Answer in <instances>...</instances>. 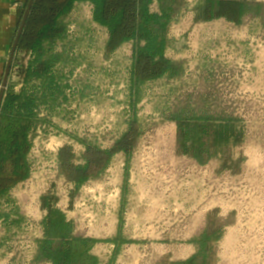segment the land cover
Instances as JSON below:
<instances>
[{
    "label": "rangeland",
    "instance_id": "1",
    "mask_svg": "<svg viewBox=\"0 0 264 264\" xmlns=\"http://www.w3.org/2000/svg\"><path fill=\"white\" fill-rule=\"evenodd\" d=\"M194 1L187 0L168 31L180 47L169 48L167 56L183 64L181 76L142 85L133 97L139 99L135 109L132 44L107 54L108 30L94 20L93 4L75 3L65 17L66 37L47 56L58 59L53 72L61 89L37 79L17 86L36 92L43 122L29 155L32 177L0 199V264H30L35 198L41 195L57 197L80 233L100 239L120 233L132 241L121 247L115 264H162L170 252L173 260H183L215 208L230 223L210 264H264V18L252 12L241 25L224 18L200 21ZM134 113L142 135L129 160L118 156L97 180L76 190L69 211L74 190L59 174L60 146L73 145L78 160L84 152L78 139L110 148ZM173 113L237 118L242 141L231 154L242 159L240 171L222 170L218 158L200 164L177 155ZM232 211L237 214L230 216ZM112 249L102 242L95 253L107 259Z\"/></svg>",
    "mask_w": 264,
    "mask_h": 264
},
{
    "label": "trees",
    "instance_id": "2",
    "mask_svg": "<svg viewBox=\"0 0 264 264\" xmlns=\"http://www.w3.org/2000/svg\"><path fill=\"white\" fill-rule=\"evenodd\" d=\"M78 1L92 3L94 20L108 30L105 45L107 54L116 52L125 44H132V109L139 102V99L133 97L142 85L164 77H180L183 72V64L167 56V50L175 46L168 38V31L171 23L188 6L187 0H34L17 44L0 109V199L11 188L31 177L29 155L35 133L43 122L39 117L40 104L36 92H32L26 85L20 90L17 86L37 79L44 85L61 89L53 72L58 59L51 62L47 56L57 42L66 37L65 17ZM155 3L158 4L157 11L152 9ZM194 5L195 19L205 22L224 18L241 25L252 12L255 18H264L263 0H195ZM175 47L179 49L180 45ZM29 56L32 59L26 64L25 60ZM170 120L177 127V155L191 157L200 164L218 158L222 170L239 172L242 159H236L231 154V148L242 141L241 125L237 118L230 116L218 119L210 115L197 117L173 113ZM141 135L139 120L134 113L126 131L110 148L104 149L78 139L84 146L82 163L77 164L79 157L74 147L66 144L58 152L60 174L75 185L76 191L88 181L97 180L115 155L122 153L129 159ZM75 191L71 193V204ZM57 201L56 197H42V208L47 211V216L43 219L44 236L37 241L34 263L115 264L121 247L132 243L120 233L104 240L80 234L74 222L55 207ZM228 219L219 217V209L210 212L204 229L190 241L197 251L187 260L171 261L167 255L162 264H210L213 259L212 249L220 241L223 229L230 223ZM101 242L115 246L112 257L107 261L93 253L96 245Z\"/></svg>",
    "mask_w": 264,
    "mask_h": 264
},
{
    "label": "crops",
    "instance_id": "3",
    "mask_svg": "<svg viewBox=\"0 0 264 264\" xmlns=\"http://www.w3.org/2000/svg\"><path fill=\"white\" fill-rule=\"evenodd\" d=\"M27 2H29V0H0V94L6 68L11 60L13 45L20 29L21 22L23 21L22 16L25 12ZM188 244V251L190 253L183 258V260L189 259L196 252V246L191 242H188ZM93 253L97 255L95 251H93ZM168 255L171 257V252L168 253ZM97 256L99 257V255ZM99 258L104 261L108 260L102 257ZM170 260L175 261L172 257Z\"/></svg>",
    "mask_w": 264,
    "mask_h": 264
},
{
    "label": "built area",
    "instance_id": "4",
    "mask_svg": "<svg viewBox=\"0 0 264 264\" xmlns=\"http://www.w3.org/2000/svg\"><path fill=\"white\" fill-rule=\"evenodd\" d=\"M39 117L40 118H42L43 117V114L40 112L39 113ZM174 123V122H173ZM41 126V125H40ZM38 127V129H37V131H36V133H35V138H33V147H34V145H35V141H36V134L37 133H41V127ZM39 138V137H38ZM66 145V144H65ZM69 145V144H68ZM64 146V145H63ZM62 146V147H63ZM73 146V145H72ZM33 147H32V150H33ZM61 146H60V148H59V150L62 148ZM74 147V146H73ZM32 150H31V152H32ZM59 150H58V152H59ZM74 150H75V148H74ZM75 153H76V150H75ZM31 154V153H30ZM177 154V153H176ZM76 155H77V153H76ZM124 156L125 157V162L127 161V160H129L128 158H126V156L124 155V154H122V153H119V154H117V155H115V157L112 159V161H111V163H110V165L109 166H111V164L113 163V161L115 160V158H117L118 156ZM57 157H58V153H57ZM78 157V156H77ZM59 158V157H58ZM58 158H57V161H58ZM79 163H82V161H81V158L78 160L77 159V164H79ZM243 163V162H242ZM242 163H241V165H242ZM58 166H59V163H58ZM108 166V167H109ZM31 167H32V165H31ZM125 168H126V164H125V166H124ZM241 167V166H240ZM59 168V167H58ZM125 170V169H124ZM240 171V170H239ZM238 173V172H237ZM236 173V174H237ZM59 174H60V171H59ZM31 175H32V171H31ZM30 175V176H31ZM61 175V174H60ZM61 176H63V175H61ZM32 177V176H31ZM30 178V177H29ZM28 178V179H29ZM27 179V180H28ZM65 179H66V177H65ZM67 180V179H66ZM69 182V181H68ZM22 183V182H21ZM70 184H72L73 185V190L75 191V185L73 184V183H71V182H69ZM20 184V183H19ZM71 193H73V192H70L69 193V205H68V210L69 211H72L73 210V206H74V198H73V204H71ZM45 194V193H44ZM43 196H47V195H41V197H40V199H39V196H37L36 198H35V203H36V208H35V212H36V215L34 216V220H33V222H34V227H35V229H34V235H33V239H34V241H35V243H36V249H35V255H37L36 254V250H37V241H38V239H41V238H43V236H44V227H43V223H39V221L42 219V218H45V216H47V211L45 210V209H43L42 208V197ZM57 198V197H56ZM58 199V198H57ZM39 201V203H37L36 201ZM59 205V199H58V201H57V203L55 204V207L57 208V209H59L60 211H62L65 215H66V217H67V219L68 220H70V221H73L74 222V224H75V228H76V231L77 232H79L80 233V231L78 230V227H77V222H76V220L74 219V218H70V216H68V213L67 212H65L64 211V209H60V207L58 206ZM215 209H219V214H220V212H221V210H220V208H215ZM215 209H213V210H215ZM212 210V211H213ZM34 211V210H33ZM212 211H210V212H212ZM209 212V213H210ZM232 213H234V215H236L237 213H236V211H232L230 214H232ZM44 214V215H43ZM42 215L44 216V217H42ZM120 216H118V223L120 222V220H119V218L121 219V214H119ZM42 222V221H41ZM36 223V224H35ZM42 224V225H41ZM80 234H83V233H80ZM84 236H86V237H90V238H95V239H100V238H96V237H94V236H88V235H85V234H83ZM100 240H104V239H100ZM102 243V242H101ZM101 243H99V244H101ZM104 243V242H103ZM99 244H97L96 245V247L99 245ZM112 246H113V249H112V252H111V254L108 256V258L107 259H109L110 257H112L111 255L113 254V250H114V248H115V246H114V244H112V243H110ZM95 247V248H96ZM95 248H94V250L93 251H95ZM35 255L33 256V258H32V260L30 261V264H36V263H34L33 261H34V258H35ZM100 257V256H99ZM46 264H50L49 262H46Z\"/></svg>",
    "mask_w": 264,
    "mask_h": 264
},
{
    "label": "water",
    "instance_id": "5",
    "mask_svg": "<svg viewBox=\"0 0 264 264\" xmlns=\"http://www.w3.org/2000/svg\"><path fill=\"white\" fill-rule=\"evenodd\" d=\"M34 0H29V3H28V7L24 13V16H23V21L21 22V26H20V29L18 31V34H17V37L15 39V43L13 45V50H12V55H11V60L9 61L8 65H7V68H6V72H5V76H4V81H3V85H2V90H1V94H0V109H1V105H2V101H3V98H4V94H5V90L7 88V85H8V80H9V76H10V71H11V67H12V62H13V58L15 56V51H16V48H17V44H18V41L20 40V36L22 34V31H23V28L25 26V22L27 20V17L29 15V12H30V8L33 4Z\"/></svg>",
    "mask_w": 264,
    "mask_h": 264
}]
</instances>
